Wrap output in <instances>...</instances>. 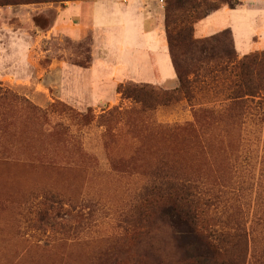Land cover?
Here are the masks:
<instances>
[{"label":"rangeland","instance_id":"rangeland-1","mask_svg":"<svg viewBox=\"0 0 264 264\" xmlns=\"http://www.w3.org/2000/svg\"><path fill=\"white\" fill-rule=\"evenodd\" d=\"M93 1L0 7V264H178L192 252L184 241L192 242L176 243L167 221L146 213V191L165 170L240 183L221 198L218 206L234 216L220 228L236 231L229 239L236 246L249 244L246 264L263 263L264 101L229 112L237 81L229 73L168 106L123 99L118 88L172 91L177 81L128 80L115 90L111 70L110 78L60 80L50 63L88 69L94 42L91 33L74 41L50 29L64 7L83 2L88 12ZM154 1L164 13L165 0ZM228 1L239 5L201 24L214 28L209 33L230 29L242 55L264 53V0ZM98 6L109 13L111 4ZM216 8L230 7L205 0L197 14ZM99 23L95 59L111 66L126 30ZM46 199L52 216L41 222Z\"/></svg>","mask_w":264,"mask_h":264},{"label":"trees","instance_id":"trees-1","mask_svg":"<svg viewBox=\"0 0 264 264\" xmlns=\"http://www.w3.org/2000/svg\"><path fill=\"white\" fill-rule=\"evenodd\" d=\"M68 1L93 0H0V7ZM204 1L165 0L164 33L177 78L175 89L165 91L149 86H120L118 93L123 99L140 104L150 101L162 106L184 100L191 101L194 85L209 79L214 81L215 75L229 73L237 80L232 87L233 97L230 99L229 112L230 108H236L237 104L249 99L264 101V53L245 55L238 60L229 30L204 39L194 38V25L211 14H197L200 4ZM224 1L232 10L239 5ZM217 10L219 8L214 9L212 13ZM210 62L214 63L211 67ZM235 182L227 177L208 180L205 175L199 173L190 176L165 170L158 177V182L146 191V213L152 217L156 216L163 223L167 221L168 227L172 232L175 231L173 238L176 243L180 239L192 242L184 241L183 247L188 251L191 249L192 252L188 254L189 251L185 259L178 264H246L249 244L244 242L241 247L236 246V243L229 241L233 237L231 231L234 229L225 232L220 228L224 216L227 220L234 216L227 214L225 207L218 205L221 198L235 188V184H240ZM53 205L54 202L50 199H46L42 204L37 213L41 222L50 221ZM183 247L179 250L182 251ZM193 248H199L201 253L196 255ZM236 250L235 256L233 253ZM261 257L264 259L263 254Z\"/></svg>","mask_w":264,"mask_h":264},{"label":"crops","instance_id":"crops-1","mask_svg":"<svg viewBox=\"0 0 264 264\" xmlns=\"http://www.w3.org/2000/svg\"><path fill=\"white\" fill-rule=\"evenodd\" d=\"M81 3L83 2H75L64 7L59 12V15L56 16L57 19L50 32L54 35L59 33V35L68 37L74 41L80 40L87 33H91L94 42L91 63L88 69L81 70L65 64L64 61H52L49 69L52 73L55 72L60 80H74L82 74L98 79L102 77L110 78V76L105 74L106 71L111 70V81H113V88L115 90L120 84L128 80L142 83L152 82L150 84L164 86L168 83L174 84L177 81L167 49L164 33V13L160 7L156 6L154 0H96L93 1V5L95 6H92L88 12L80 8ZM99 3L111 4L109 13L106 12L105 8L99 7ZM228 10L232 9L221 8L197 22L194 25L193 35L195 39L199 40L211 37L224 30H229L232 35L234 50L238 57H242L245 55L237 51L235 36L230 29H221L209 33V29L212 31L214 28L208 27V25L211 26L210 24H201L214 17L220 11L226 12ZM126 13L131 14L132 17L127 18L128 15ZM106 14L110 20L103 22ZM84 15H90V19L87 21ZM70 18L78 20V27H75L77 24L69 21ZM98 22L103 23L99 27L111 24L114 28L126 30L124 34L125 40L119 43L115 52L116 59L115 61L111 60V66L103 65L105 63L101 62L102 57L98 60L95 59L98 44L96 43L97 37L94 35V31L101 24H97ZM198 26L199 35L197 36ZM128 30L131 31V35L127 34ZM114 35L113 38H117V35ZM148 79L150 80L148 81ZM97 84L102 85L101 82Z\"/></svg>","mask_w":264,"mask_h":264},{"label":"built area","instance_id":"built-area-1","mask_svg":"<svg viewBox=\"0 0 264 264\" xmlns=\"http://www.w3.org/2000/svg\"><path fill=\"white\" fill-rule=\"evenodd\" d=\"M160 3H163V0H160Z\"/></svg>","mask_w":264,"mask_h":264}]
</instances>
